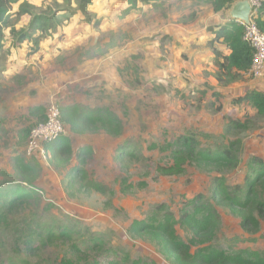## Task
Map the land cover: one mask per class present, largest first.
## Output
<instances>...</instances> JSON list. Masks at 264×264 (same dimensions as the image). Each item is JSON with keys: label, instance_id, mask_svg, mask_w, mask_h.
<instances>
[{"label": "rangeland", "instance_id": "1", "mask_svg": "<svg viewBox=\"0 0 264 264\" xmlns=\"http://www.w3.org/2000/svg\"><path fill=\"white\" fill-rule=\"evenodd\" d=\"M82 1L20 0L13 5V13L25 4L60 23L39 44L28 40L17 46L10 29L5 31L11 53L0 60V190L17 183L14 159L21 156L35 169L38 192L7 212L8 220L0 224V264H181L164 242L132 235L128 227L135 220L159 219L161 205L179 219L185 209L193 210L197 197L216 208L220 224L196 239L177 224L192 251L212 244L228 252L264 255V215L255 212L259 226L243 228L240 211L214 198L217 178L234 187L256 177L242 159L228 168L190 157L179 174L159 171L175 164L172 150L180 136L195 140L197 149L216 150L236 139L246 143L255 132L251 121L245 130L228 132L225 125L209 131L210 125L217 126V107L190 78L188 55L177 51L174 56L169 47L170 28L196 19L208 0H150L129 12L128 0H91L87 13L80 8ZM32 16L21 15L16 28L26 30ZM95 20L101 21L98 27ZM177 69L179 78L171 72ZM77 99L81 105L110 109L121 119L122 133L96 130L75 136V152L68 158L52 157L45 146L46 158L40 152L29 156L23 135L42 114L37 107L46 113L53 103L63 107ZM223 119L227 124L230 118ZM86 145L92 152L83 163L78 151ZM251 148L241 146L239 158ZM82 168L84 176L73 173ZM91 179L106 188L86 186ZM256 190L264 199V179ZM50 232L71 236L53 238Z\"/></svg>", "mask_w": 264, "mask_h": 264}, {"label": "trees", "instance_id": "2", "mask_svg": "<svg viewBox=\"0 0 264 264\" xmlns=\"http://www.w3.org/2000/svg\"><path fill=\"white\" fill-rule=\"evenodd\" d=\"M20 0H0V60L8 57L11 48L7 47L6 29H10L15 45L20 46L28 40L39 44L42 40L48 38L49 31L60 23V19L54 15L37 14L22 4L17 12H12L13 5ZM150 0H128L131 9L136 8L138 2H149ZM212 4L216 13L228 11L239 0H208ZM91 0H83L80 8L87 13L88 5ZM264 7L261 8L255 21L264 33ZM25 13L33 14L29 27L26 30L19 31L16 23L19 17ZM91 21L92 19L89 18ZM95 27L101 24L100 20L92 22ZM214 36V40L223 39L230 49V53L224 56L222 62L217 61L219 71L216 77L219 82L231 81L237 76L232 70L247 71L250 69L253 59V49L243 39V26L231 19L229 23L210 26L208 28ZM246 99L258 108L260 115H264V92L252 90L240 97L239 100ZM45 109L37 107L36 113L42 112L36 123L46 118ZM63 123L70 128L73 134L92 133L96 130H103L110 135H120L123 131L121 119L107 108L92 109L81 104H66L61 107ZM35 123V124H36ZM34 124V125H35ZM33 127V126H32ZM233 128L245 130L248 128V122L240 119L230 118L226 124V131ZM30 130L24 131V137H28ZM242 140L236 139L229 142L228 146L212 149H197L195 140L189 137L180 136L177 139V147L172 150L174 165L160 166L159 171L165 175L179 174L183 171V164L187 158H194L199 163L209 165H225L228 168H234L239 163V148L242 146ZM45 148L51 152L52 157L63 159L71 157L74 154V147L71 138L65 133L58 139L44 144ZM125 146H122L120 152L123 154ZM92 152L91 146L79 148L78 156L83 163H86V157ZM123 155H121L122 157ZM248 167L255 172L256 177L248 178L244 186H230L221 178L216 179V188L214 190L215 201L217 203H228L233 208L240 211L242 218V227L259 226L258 215H264V199L261 198L256 190L257 185L264 179V161L263 158L255 156L248 163ZM14 169L16 171L17 183L0 190V224L8 220L7 212L22 205L37 194L35 189V169L27 163L24 158L17 156L14 159ZM85 169H73L75 175L84 176ZM95 190L103 191L106 187L93 179L86 184ZM199 197L192 200L193 210L185 209L178 219L174 212L167 210L164 206H159L163 215L153 217L152 221L135 220L128 227L132 235L148 234L154 239L164 242V248L169 253L178 256L181 264H264V255L259 251H251L248 254L242 252H228L214 245H205L192 251L187 243L178 233L177 224L183 225L193 234L196 239L203 235L211 234L219 227L220 216L216 208L211 204L198 201ZM53 238H69L71 235L62 232L59 236L50 232ZM112 264H120L114 262Z\"/></svg>", "mask_w": 264, "mask_h": 264}, {"label": "crops", "instance_id": "3", "mask_svg": "<svg viewBox=\"0 0 264 264\" xmlns=\"http://www.w3.org/2000/svg\"><path fill=\"white\" fill-rule=\"evenodd\" d=\"M262 4V7H264V1ZM231 8L228 11L216 13L212 4H207L203 11L198 12L199 16L196 19L186 24L181 23L177 28H170L169 34L173 38L169 47L174 56V52L177 51L188 55L192 68L189 72L190 78L194 79L197 89L203 90V93H206L205 95L209 97L207 100H212L211 103L214 108L217 107L215 113L217 126L215 124L210 125L207 128L209 131L219 132L223 130L226 125V121L223 119L225 117L252 122L251 126L255 128V132L246 143L245 141L242 142V147L246 148L251 145L252 148L250 151L245 150L243 158L242 156L240 157L243 165L248 167L249 161L255 156L263 158L264 161V134L260 132L264 128V115L259 114L258 108L253 103L246 99L239 100V98L252 90L264 92V70L260 76H253L248 70L238 71L234 68L232 72L237 73L234 79L224 83L218 81L216 77V73L219 71L217 61L222 62L224 56L230 53V49L223 39L213 41L215 35L208 28L212 25L229 23L231 19H234L230 15ZM207 71H210L209 75ZM171 72L176 78L180 77L178 76V73H180L178 69L176 71L171 70ZM179 83L180 87L183 88L185 83L181 81V78ZM75 103L81 104V100L77 99ZM83 105L92 109L103 108L104 106L98 103L92 105L87 102L83 103ZM220 124L221 128H218ZM254 124H257V127H254ZM66 130V134L71 140L75 136L89 134H73L68 126H66Z\"/></svg>", "mask_w": 264, "mask_h": 264}, {"label": "built area", "instance_id": "4", "mask_svg": "<svg viewBox=\"0 0 264 264\" xmlns=\"http://www.w3.org/2000/svg\"><path fill=\"white\" fill-rule=\"evenodd\" d=\"M252 6V12L249 22L234 19L243 26V39L253 49L252 64L248 72L253 76H260L264 70V33L258 27L255 17L262 7L263 0H247ZM66 125L63 123L61 107L57 104H51L46 111V118L30 129L26 151L33 155L37 152L46 158L47 151L44 148L46 142L54 141L65 134Z\"/></svg>", "mask_w": 264, "mask_h": 264}, {"label": "water", "instance_id": "5", "mask_svg": "<svg viewBox=\"0 0 264 264\" xmlns=\"http://www.w3.org/2000/svg\"><path fill=\"white\" fill-rule=\"evenodd\" d=\"M251 12V4L247 0H239L232 6L230 15L236 20L239 19L244 20L245 22H249Z\"/></svg>", "mask_w": 264, "mask_h": 264}]
</instances>
